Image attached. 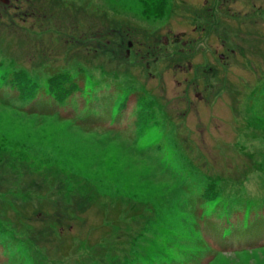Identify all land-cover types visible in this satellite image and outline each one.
Segmentation results:
<instances>
[{"label": "rangeland", "instance_id": "obj_1", "mask_svg": "<svg viewBox=\"0 0 264 264\" xmlns=\"http://www.w3.org/2000/svg\"><path fill=\"white\" fill-rule=\"evenodd\" d=\"M0 112V264L264 260V0L0 1Z\"/></svg>", "mask_w": 264, "mask_h": 264}, {"label": "snow or ice", "instance_id": "obj_2", "mask_svg": "<svg viewBox=\"0 0 264 264\" xmlns=\"http://www.w3.org/2000/svg\"><path fill=\"white\" fill-rule=\"evenodd\" d=\"M4 131V116L3 113L0 112V136L3 135ZM260 254L264 255V248L260 249ZM252 256H255V253L251 254ZM250 256L247 252H237V260L231 261L228 259H225L224 257H220L215 261V264H248ZM257 264H264V260H258Z\"/></svg>", "mask_w": 264, "mask_h": 264}, {"label": "water", "instance_id": "obj_3", "mask_svg": "<svg viewBox=\"0 0 264 264\" xmlns=\"http://www.w3.org/2000/svg\"><path fill=\"white\" fill-rule=\"evenodd\" d=\"M0 1H2L3 3H7V0H0Z\"/></svg>", "mask_w": 264, "mask_h": 264}, {"label": "bare ground", "instance_id": "obj_4", "mask_svg": "<svg viewBox=\"0 0 264 264\" xmlns=\"http://www.w3.org/2000/svg\"><path fill=\"white\" fill-rule=\"evenodd\" d=\"M253 190H256V191H257V190H258V188H255V189H253ZM256 191H255V192H256Z\"/></svg>", "mask_w": 264, "mask_h": 264}]
</instances>
